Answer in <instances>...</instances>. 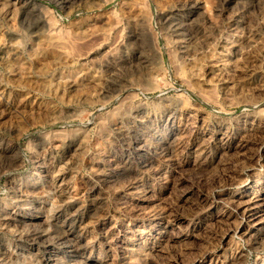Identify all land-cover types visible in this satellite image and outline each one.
Instances as JSON below:
<instances>
[{
  "label": "rangeland",
  "instance_id": "1",
  "mask_svg": "<svg viewBox=\"0 0 264 264\" xmlns=\"http://www.w3.org/2000/svg\"><path fill=\"white\" fill-rule=\"evenodd\" d=\"M263 187L264 0H0V264H264Z\"/></svg>",
  "mask_w": 264,
  "mask_h": 264
},
{
  "label": "bare ground",
  "instance_id": "2",
  "mask_svg": "<svg viewBox=\"0 0 264 264\" xmlns=\"http://www.w3.org/2000/svg\"><path fill=\"white\" fill-rule=\"evenodd\" d=\"M29 8H30V7H29ZM33 8H34V7H33ZM191 9H192V8H191ZM190 11H191V10H190ZM193 11H194V10H193ZM197 12H198V11H197ZM233 13H234V12H233ZM186 17L189 18L188 16H186ZM241 17H242V16H241ZM187 18H186V19H187ZM236 18H237V17H236ZM246 18H247V17H246ZM176 19H177V18H176ZM176 19H175V20H176ZM190 19H191V18H190ZM44 21H45V20H44ZM177 21H178V20H177ZM50 23H51V22H50ZM45 24H46V23H45ZM45 24L42 22L40 26H45ZM178 24H179V23H177V22L175 23V25H178ZM40 26H39V28H40ZM46 26H47V25H46ZM44 30H45V29H44ZM183 30H184V29H183ZM232 82H233V81H232ZM246 82H247V81H246ZM231 85H232V84H231ZM240 85H241V84H240ZM250 86H251V85H250ZM224 87H225V86H224ZM224 87H223V88H224ZM254 88H255V87H254ZM224 89H225V88H224ZM249 125H250V124H249ZM202 128H203V127H202ZM254 128H255V127H254ZM245 130H246V129H245ZM255 132H256V131H255ZM246 133H247V132H246ZM221 135H222V134H221ZM221 135H220V136H221ZM224 135H225V134H224ZM210 136H211V135H210ZM239 136H240V135H239ZM202 137H203V136H202ZM222 138H223V137H221V140H220V141H222ZM219 139H220V138H219ZM223 139H224V138H223ZM198 142H199V141H198ZM167 144H168V143H167ZM227 152H228V151H227ZM43 166H44V165H43ZM56 180H57V179H56ZM57 186H58V185H57ZM262 189L264 190V187H263ZM252 190H253V189H252ZM256 194H257V193H255L254 195H256ZM258 194H259V193H258ZM258 194H257V195H258ZM240 195H241V194H240ZM252 195H253V194H252ZM250 196H251V195H250ZM258 196H259V195H258ZM246 197H247V196H246ZM256 197H257V196H256ZM256 197H255V198H256ZM259 197H260V196H259ZM237 198H238V197H237ZM242 198H243V197H242ZM242 198H241V199H242ZM247 198H248V197H247ZM251 198H253V197H251ZM257 198H258V197H257ZM222 199H223V198H222ZM227 199H228V198H227ZM230 200H231V199H230ZM232 200H233V199H232ZM243 200H244V199H243ZM245 200H246V198H245ZM249 200H250V199H249ZM222 201H223V200H222ZM253 201H254V200H253ZM260 201H261V199H260ZM233 202H234V201H233ZM239 202H240V201H239ZM261 202H262V201H261ZM245 203L247 204V203H249V202L246 201V202H244V204H245ZM227 204H228V203H227ZM236 204H237V202H236ZM250 204H251V203H250ZM256 204H259V200H258L257 202L252 203V205H254V206H255ZM260 204H261V203H260ZM263 204H264V203H263ZM234 205H235V204H234ZM204 206H205V205H204ZM238 206H239V205H238ZM254 206H253V207H254ZM259 206H261V205H259ZM246 207H247V206H246ZM242 208H243V207H242ZM251 208H252V207H251ZM223 209H224V208H223ZM223 209H222V210H223ZM236 209H237V208H236ZM261 209H262V208H261ZM239 210H240V209H238V211H239ZM251 210H252V209H251ZM262 210H263V209H262ZM235 211H236V210H235ZM253 211H254V210H253ZM217 212H219V211H217ZM239 212H242V211L240 210ZM254 212H255V211H254ZM256 212H257V211H256ZM12 214H13V213H12ZM238 214H239V213H238ZM241 214H242V213H241ZM258 214H259V213H258ZM242 216H243V214H242ZM255 217H256V216H255ZM195 218H196V217H195ZM253 218H254V217H253ZM260 218H261V217H260ZM224 219H225V218H224ZM243 219H244V218H243ZM247 220H248V219H247ZM247 220H246V221H247ZM255 221H256V220H255ZM256 223H257V222H256ZM257 224H258V223H257ZM260 224H261V223H260ZM263 227H264V226H263ZM256 229H257V228H256ZM259 236H260V235H259ZM259 238H260V237H259ZM72 239H73V238H72ZM59 243H60V242H59Z\"/></svg>",
  "mask_w": 264,
  "mask_h": 264
}]
</instances>
